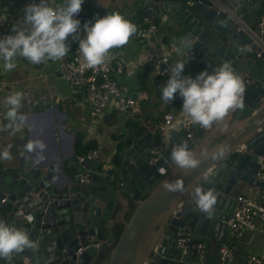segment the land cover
<instances>
[{
	"label": "water",
	"instance_id": "1",
	"mask_svg": "<svg viewBox=\"0 0 264 264\" xmlns=\"http://www.w3.org/2000/svg\"><path fill=\"white\" fill-rule=\"evenodd\" d=\"M130 1L149 18H172L174 35L190 42L211 72L230 62L245 84L244 108L230 113L224 125L196 132L192 140L183 131L172 134L155 162L151 132L127 130L117 158L105 162L81 163L71 155L47 164L26 153L27 142H20L19 157L0 160V220L27 231L37 247L0 264H209L197 250L181 255L178 238L221 248L236 199L249 187L264 192V181L257 179L258 157L264 154V42L247 23L251 12L260 14V0ZM181 143L197 157L207 153L186 175L171 161L172 147ZM59 167L69 170L66 182L57 177ZM83 174L86 183L80 182ZM177 179L187 191L162 187ZM197 186L216 195L211 216L196 207L191 190Z\"/></svg>",
	"mask_w": 264,
	"mask_h": 264
},
{
	"label": "crops",
	"instance_id": "2",
	"mask_svg": "<svg viewBox=\"0 0 264 264\" xmlns=\"http://www.w3.org/2000/svg\"><path fill=\"white\" fill-rule=\"evenodd\" d=\"M263 1L260 0V4ZM49 2L50 6L55 7L63 5L65 0H49ZM30 3H39V0H0V18L17 24L24 16L25 5ZM130 3V0H105L104 4L101 0H84L77 16H87V23L91 24L95 23L96 19L108 14L119 13L138 28L137 16L141 11H137L135 5ZM259 15H255L253 12L249 14L247 23L254 30H256ZM153 19L159 21L157 25L158 44L164 53H168L170 61L175 62L179 58L188 59L186 55L191 49L183 48L180 38L174 35L173 30L176 29V26L173 19L164 15ZM151 21L153 22V20ZM11 35H14L13 31ZM79 36L80 38L86 36L84 26L80 28ZM262 40L264 42V35ZM66 43L69 45L70 51L64 58L79 51L78 40L69 36ZM170 45L175 49L169 51ZM178 49L180 50L178 51ZM141 53L142 50L137 44L135 34L130 37L125 46L111 49L109 52V57L119 59L124 65L123 73L117 76L116 81L126 87L134 98L133 115L127 116L111 109L104 111L94 119L89 116L87 108L79 102L75 92L58 78L60 60H49L46 63L34 65L23 57H17V67L12 71H6L3 67V60L0 61V78H3L9 86V93L1 98L0 109L6 114L5 97L20 92L24 96L20 112L26 117L24 126L18 132L12 134L10 131L1 138L0 152L8 148L13 157H19L18 145L20 142L39 140L46 145L45 150L41 152L37 149L32 153H26L30 156L34 154L42 162L51 164L66 161L71 155H75L76 144L93 142L96 146L98 159L100 162H105L118 152L117 145L120 142L121 134H125L127 130H137L139 135L143 132H151L153 141L161 145L162 150L166 149L172 140L171 135L179 134L181 129L175 126L167 135H162L163 117L170 113L175 118L181 119L187 114L182 111L183 99L178 94L169 104L163 102L161 91L156 89L157 75L146 69L145 64L140 61ZM197 56L201 58L199 55ZM202 62V58L196 62H191L188 59L184 69L185 73L192 78L205 70L211 73L210 69ZM144 72L146 74L143 75ZM46 101L48 104L41 108L40 105ZM42 110L45 111L44 114H41ZM129 122L135 126H129ZM57 173L58 179L66 182L69 170L59 167ZM262 192L249 187L241 195H259ZM254 226V229L244 232L234 241L229 234L227 235L224 244L234 242L236 248L231 259L226 262L245 264L250 255L260 254L264 251V220H256ZM219 250L220 248L216 244L209 243L206 248H203L202 256L209 264L220 262Z\"/></svg>",
	"mask_w": 264,
	"mask_h": 264
},
{
	"label": "clouds",
	"instance_id": "3",
	"mask_svg": "<svg viewBox=\"0 0 264 264\" xmlns=\"http://www.w3.org/2000/svg\"><path fill=\"white\" fill-rule=\"evenodd\" d=\"M83 3L84 0H65L63 5L53 7L49 0H39V3L25 5L22 20L13 25L14 35L0 38V60L4 62V69L14 70L17 67V57H23L34 65L63 59L70 51L66 43L69 36L79 41V52L85 67L95 69L105 63L111 49L125 46L136 33L135 24L119 13H112L96 19L95 23H86V36L80 38L81 22L76 16ZM181 46L192 47L187 41H181ZM187 62L188 59H178L167 69L170 78L160 92L165 104H169L178 94L183 99L182 111L193 123L206 129L224 125L230 113L243 110L245 84L230 62L225 61L211 73L202 71L195 78L183 75ZM23 98V93L20 92L5 97L8 123L0 127V131L10 130L14 134L24 126L26 117L20 112ZM45 148L46 145L39 140L28 141L24 146L28 153L37 149L42 152ZM206 156L207 153L202 151L200 157H197L186 143L174 146L171 151V161L185 175L196 169L201 158ZM0 159H12L8 148L0 152ZM164 171L160 169L162 174ZM162 187L169 192L188 190L181 179L165 181ZM191 194L200 212L208 216L214 213V191H204L197 186L191 190ZM36 247V242L30 239L27 231L0 220V259L10 262L14 254L25 249L35 250Z\"/></svg>",
	"mask_w": 264,
	"mask_h": 264
},
{
	"label": "built area",
	"instance_id": "4",
	"mask_svg": "<svg viewBox=\"0 0 264 264\" xmlns=\"http://www.w3.org/2000/svg\"><path fill=\"white\" fill-rule=\"evenodd\" d=\"M82 28L87 22L88 17L79 15ZM14 23L0 18V38L11 35ZM255 35H264V1L261 4L259 20L256 26ZM138 46L142 53L140 61L148 65L149 68L159 77L156 82V89L161 91L170 78L167 71L175 62H171L168 53H164L158 44L157 25L149 17L145 16L141 25L135 33ZM175 48L170 45L169 51ZM191 62H196L199 58L193 50L186 55ZM180 59V58H179ZM2 61V60H0ZM222 65V64H221ZM219 65L217 68H219ZM216 68V69H217ZM124 65L119 59L109 57L105 63L95 69L85 67L82 54L76 51L71 56L63 58L58 63V78L75 94L79 102L88 110L91 118H97L106 110L114 109L120 114L132 116L135 110V100L130 95L128 89L116 81L117 76L121 75ZM158 73V74H157ZM184 76H188L185 71ZM9 93L7 82L0 78V102L2 96ZM8 123L6 114L0 109V127ZM178 126L185 133V137L192 140L198 131L208 132L211 128H202L199 124L191 121L187 115L181 119L175 118L167 113L163 117L161 134L167 133ZM9 131H0V141ZM173 148V147H172ZM149 149L152 153L151 161L155 162L162 156V146L151 141ZM79 162L92 161L98 159L96 150H90L85 155L77 157ZM257 179L264 181V154L258 157ZM165 174V171L163 175ZM87 174L80 177L81 183L88 182ZM3 202V201H2ZM237 207L228 221V234L234 241L244 232L254 229L256 220H264V192L259 195H240L237 199ZM176 248L181 255L186 256L189 252L197 250L203 255V247L200 243H191L190 238L180 236L176 242ZM235 243L224 244L219 250V261L224 263L231 259L235 250ZM264 251L260 254H253L248 257L245 264H263Z\"/></svg>",
	"mask_w": 264,
	"mask_h": 264
},
{
	"label": "trees",
	"instance_id": "5",
	"mask_svg": "<svg viewBox=\"0 0 264 264\" xmlns=\"http://www.w3.org/2000/svg\"><path fill=\"white\" fill-rule=\"evenodd\" d=\"M145 16H147V15L145 14V12H140V13L138 14V16H137V18H138V25H137V27H139V26L141 25L142 20H143V18H144ZM147 17H148V16H147ZM150 20H153V23L156 24V25L159 24V21L156 20V19L150 18ZM195 54L197 55L196 52H195ZM144 66L146 67V69L151 70V69L149 68L148 65H144ZM151 71H152V70H151ZM144 74H146V72H144L143 75H144ZM156 79L158 80L159 77L156 76ZM157 80H156V81H157ZM115 112H116V111H115ZM112 123H113V121H112ZM128 124H129V126L132 125L131 122H129ZM132 126H135V124H133ZM115 139H116V137H115ZM95 149H96V146H95V143H93V142H89V143H87V144H76V146H75V155H76L77 157H79V156H83V155H85L88 151H90V150H95ZM116 155H117V154H116ZM116 155L114 156V159L117 158ZM119 233H120V231L118 232V235H119ZM118 235H117V237H118ZM113 246H114V245H113ZM113 246H111L109 249H107V250L103 253V255H102V262H103V263H106V262H107V260H108V256H109L111 250L113 249Z\"/></svg>",
	"mask_w": 264,
	"mask_h": 264
},
{
	"label": "rangeland",
	"instance_id": "6",
	"mask_svg": "<svg viewBox=\"0 0 264 264\" xmlns=\"http://www.w3.org/2000/svg\"><path fill=\"white\" fill-rule=\"evenodd\" d=\"M101 2L104 4L105 3V0H101Z\"/></svg>",
	"mask_w": 264,
	"mask_h": 264
}]
</instances>
